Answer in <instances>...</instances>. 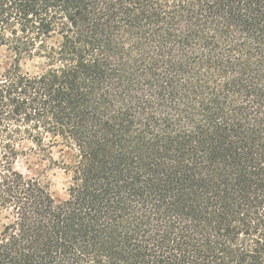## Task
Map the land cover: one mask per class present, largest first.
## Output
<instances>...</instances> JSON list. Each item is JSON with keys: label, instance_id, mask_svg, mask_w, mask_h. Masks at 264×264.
<instances>
[{"label": "trees", "instance_id": "obj_1", "mask_svg": "<svg viewBox=\"0 0 264 264\" xmlns=\"http://www.w3.org/2000/svg\"><path fill=\"white\" fill-rule=\"evenodd\" d=\"M0 46V264H264V0H0Z\"/></svg>", "mask_w": 264, "mask_h": 264}, {"label": "rangeland", "instance_id": "obj_2", "mask_svg": "<svg viewBox=\"0 0 264 264\" xmlns=\"http://www.w3.org/2000/svg\"><path fill=\"white\" fill-rule=\"evenodd\" d=\"M13 61L12 53L4 46H0V65L5 68ZM22 66L25 70L32 72L39 70V63L35 60H24ZM25 153L21 155L18 161V168L29 176H35L41 179L51 190L57 200L64 199L67 196V186L69 174L57 165L55 162L68 161V152L62 151L59 147H54L51 152L44 154L39 150H33L29 144L22 146ZM3 217L0 214V231L2 229Z\"/></svg>", "mask_w": 264, "mask_h": 264}]
</instances>
